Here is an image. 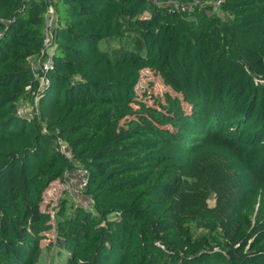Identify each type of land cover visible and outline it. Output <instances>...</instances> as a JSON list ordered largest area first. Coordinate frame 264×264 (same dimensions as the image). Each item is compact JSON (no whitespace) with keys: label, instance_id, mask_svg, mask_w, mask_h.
I'll return each mask as SVG.
<instances>
[{"label":"trees","instance_id":"1","mask_svg":"<svg viewBox=\"0 0 264 264\" xmlns=\"http://www.w3.org/2000/svg\"><path fill=\"white\" fill-rule=\"evenodd\" d=\"M193 1L0 0V264H37L54 227L66 264H264V0L177 5ZM146 68L182 96L139 98ZM78 165L94 213L64 194L53 215L44 193Z\"/></svg>","mask_w":264,"mask_h":264},{"label":"built area","instance_id":"2","mask_svg":"<svg viewBox=\"0 0 264 264\" xmlns=\"http://www.w3.org/2000/svg\"><path fill=\"white\" fill-rule=\"evenodd\" d=\"M222 0H194L192 3L184 4L177 3L181 9H191L198 7L200 10H206L209 6H212L213 11H220ZM59 27L58 15L52 4L48 6L46 12V24L45 33L43 38V46L41 52L30 59V68L33 71L34 77L39 82V91L50 81V73L54 69L55 61V47H56V32ZM1 36V33H0ZM255 82L257 84H264V77H256ZM39 98L35 95L31 101L27 98H23L17 109V114L25 117L28 121H32L34 117L39 113ZM54 144L61 150L67 157L73 159L71 154V148L66 141L60 136L54 138ZM86 170L78 165L75 170H66L65 178L63 180L65 189L70 190V196L73 197L74 203L77 207L83 208L86 211L94 213V199L92 196L86 194L84 189L87 184ZM77 176H79V182L74 185ZM54 215V213H52Z\"/></svg>","mask_w":264,"mask_h":264},{"label":"rangeland","instance_id":"3","mask_svg":"<svg viewBox=\"0 0 264 264\" xmlns=\"http://www.w3.org/2000/svg\"><path fill=\"white\" fill-rule=\"evenodd\" d=\"M213 11V10H212ZM217 13V11H215ZM219 15L222 16L223 13L219 11ZM106 42L102 43L105 47ZM111 46H116L117 42L113 41L110 43ZM166 93L177 94L182 96L180 92H175L172 85L166 82L164 76L155 70L146 68L141 71V78L137 85V94L139 98L147 101L148 103H154L156 99H163ZM79 182V176H77L74 185ZM63 183V184H61ZM57 181L56 184H51V186L45 191L44 194V206L56 214L59 210L60 202L64 198V194H70L69 189H65L64 182ZM71 203H74L73 197L69 195ZM210 205L214 204V196H210L208 200ZM70 203V204H71ZM73 206L69 207L72 208ZM55 223V220L53 219ZM191 227L194 230L195 237H199L203 234H209V232L197 226L195 222H192ZM57 231L54 228L46 232V237L41 241L42 251L39 256L37 264H66L67 263V251L61 250L56 244Z\"/></svg>","mask_w":264,"mask_h":264},{"label":"crops","instance_id":"4","mask_svg":"<svg viewBox=\"0 0 264 264\" xmlns=\"http://www.w3.org/2000/svg\"><path fill=\"white\" fill-rule=\"evenodd\" d=\"M58 181V183H59V180H57ZM57 181H54L52 184H56L57 183ZM61 182H63V181H60V183ZM61 184H63V183H61ZM45 194V193H44Z\"/></svg>","mask_w":264,"mask_h":264}]
</instances>
